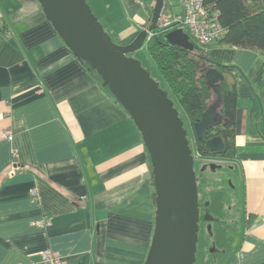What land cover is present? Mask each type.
I'll return each instance as SVG.
<instances>
[{
	"label": "crops",
	"instance_id": "obj_1",
	"mask_svg": "<svg viewBox=\"0 0 264 264\" xmlns=\"http://www.w3.org/2000/svg\"><path fill=\"white\" fill-rule=\"evenodd\" d=\"M152 1L88 0L120 45L148 26ZM167 2L172 18L183 14L181 0ZM204 50L234 66L242 114L235 155L205 158L226 167L241 210L222 264H264V54L220 41ZM155 217L153 168L134 121L39 0H0V264H48L44 251L64 264H144Z\"/></svg>",
	"mask_w": 264,
	"mask_h": 264
},
{
	"label": "water",
	"instance_id": "obj_2",
	"mask_svg": "<svg viewBox=\"0 0 264 264\" xmlns=\"http://www.w3.org/2000/svg\"><path fill=\"white\" fill-rule=\"evenodd\" d=\"M165 0H156L149 25L128 45L116 44L87 0H39L61 39L79 60L87 62L102 78L104 87L126 110L140 131L150 156L156 190L155 229L144 264H195L199 243L200 202L195 155L188 130L168 93L142 63L129 55L140 50L149 32L158 28ZM167 40L175 46L194 49L183 28L170 31ZM206 78L223 104L219 83L223 75L210 68ZM210 106L194 124L197 137L218 121ZM208 153L226 152L220 137L206 141ZM214 170L219 167L210 164ZM207 167V165H205ZM172 215L181 221L172 225ZM213 222L214 217H206ZM212 226H209L211 231ZM211 250V252H214Z\"/></svg>",
	"mask_w": 264,
	"mask_h": 264
},
{
	"label": "trees",
	"instance_id": "obj_3",
	"mask_svg": "<svg viewBox=\"0 0 264 264\" xmlns=\"http://www.w3.org/2000/svg\"><path fill=\"white\" fill-rule=\"evenodd\" d=\"M155 2L156 0H153L150 7L149 23L153 15ZM205 5L211 12L218 13L219 23L226 29L225 36L219 40L221 43L238 48L258 50L264 54V0H205ZM169 7V3L165 0L162 21L173 19L170 15ZM179 28H183L189 35L190 41L194 44L193 50L172 45L166 38L168 31L159 30L147 43L148 53L168 87V90L162 89L174 101L176 108V103L179 105L189 120L193 131V140L190 139L189 134L188 139L194 155L195 151H197L203 158L210 156L223 159L232 158L235 155V139L240 133L242 126V114L237 109L236 87L238 73L234 66L221 65L214 62L207 55L204 48L195 42L183 26H175L173 30ZM109 34L116 44H120L116 35ZM81 61L92 71L97 79L102 81L96 70L84 60ZM210 68H217L223 75V80L219 83L223 91V104L221 106L218 105V97L206 78V72ZM106 89L112 95L109 88L106 87ZM210 106L214 107L219 119L206 130L203 138L199 139L195 133L194 124L203 119L204 113ZM216 137H220L226 145V152L223 154L208 153L205 150L206 141ZM196 176L199 202L204 205L208 203L206 201L207 194L204 190V179L199 176L198 172H196ZM224 195H226L225 192H223L222 196L224 197ZM214 221L218 223L219 232L224 238L228 227H222L220 224H224V222L220 220L215 219ZM210 233L213 234V232ZM209 243V236L207 238L202 237V232L199 231V244L195 264H210L211 258L216 255L215 253L219 252L218 250L209 251ZM214 248L216 249V247ZM223 261L214 264H222Z\"/></svg>",
	"mask_w": 264,
	"mask_h": 264
},
{
	"label": "rangeland",
	"instance_id": "obj_4",
	"mask_svg": "<svg viewBox=\"0 0 264 264\" xmlns=\"http://www.w3.org/2000/svg\"><path fill=\"white\" fill-rule=\"evenodd\" d=\"M129 56L140 61L143 67L150 72L152 78L160 84L161 88L168 90V87L163 77L159 73L154 61L152 60V58L148 53L147 43L140 50L130 54ZM176 106L177 109L180 111V116L185 123V128L188 130L189 137L191 140H193V131L190 126L189 120L177 103ZM197 154L198 152L195 151V171L198 172L199 176H202L204 179V183H205L204 190L206 191L207 194L206 201L208 202V204L210 203L209 213L205 215L204 219L206 220V217L212 216L214 217V220L217 219L220 221H225L224 224H220V225L223 227L225 226L228 227L227 228L228 233L223 238V236H221V233L219 232L218 223H216V221L208 222L206 220L207 222L205 221L203 223L201 229L202 237L207 238V236H209L210 239L209 251L214 250L215 249L214 247H216L215 250L219 251L218 253H215L216 255L212 257L209 262L210 264H214L216 262L218 263L222 262L224 260V256L226 257L233 249L236 235L238 233L235 232L236 228H234L235 224H233L234 223L233 220L240 216L241 210L239 209V204L237 205L233 193L229 191V189L233 188L232 187L233 185L230 184L229 182L230 176L227 172L228 170L226 169V167L218 168L216 170H214V168H212L211 165L206 167L205 158ZM213 162H214L213 160L209 161V163H213ZM218 162L216 161L214 163L223 164L222 162L220 163ZM223 192H225L226 194L224 195V197L222 196ZM210 225L212 226L211 231H209L208 229ZM210 232H213V234H211Z\"/></svg>",
	"mask_w": 264,
	"mask_h": 264
},
{
	"label": "built area",
	"instance_id": "obj_5",
	"mask_svg": "<svg viewBox=\"0 0 264 264\" xmlns=\"http://www.w3.org/2000/svg\"><path fill=\"white\" fill-rule=\"evenodd\" d=\"M181 3L183 14L168 21H162L161 19L158 28L153 32H149L147 43L159 30L170 32L178 25L183 26L195 42L202 48L210 46L212 43L221 40L225 36L226 29L219 23L218 13L211 12L206 7L205 0H181ZM4 135L5 137L11 138L12 132L10 130H5ZM197 155L200 154L198 153ZM39 224L41 225L43 223L40 222ZM41 256L44 263L64 264V258L57 252L44 251L41 253Z\"/></svg>",
	"mask_w": 264,
	"mask_h": 264
},
{
	"label": "flooded vegetation",
	"instance_id": "obj_6",
	"mask_svg": "<svg viewBox=\"0 0 264 264\" xmlns=\"http://www.w3.org/2000/svg\"><path fill=\"white\" fill-rule=\"evenodd\" d=\"M229 191H231L233 193V189H229ZM234 196V194H233ZM204 203V202H203ZM210 204V203H209ZM208 203H205L204 205H201V202H200V221H199V231H201L202 229V226H203V223L206 221L204 219L205 215L209 213V205ZM238 205V204H237ZM214 221V220H213ZM235 221V220H233ZM207 222V221H206ZM221 222H224L225 221H221ZM234 224V223H233ZM223 227V226H222ZM224 228H227V226H225ZM228 232L226 231V234ZM226 236V235H225ZM199 244V243H198ZM226 253V252H225Z\"/></svg>",
	"mask_w": 264,
	"mask_h": 264
},
{
	"label": "bare ground",
	"instance_id": "obj_7",
	"mask_svg": "<svg viewBox=\"0 0 264 264\" xmlns=\"http://www.w3.org/2000/svg\"><path fill=\"white\" fill-rule=\"evenodd\" d=\"M180 221H181L180 216L172 215V220H171L172 225H177Z\"/></svg>",
	"mask_w": 264,
	"mask_h": 264
}]
</instances>
